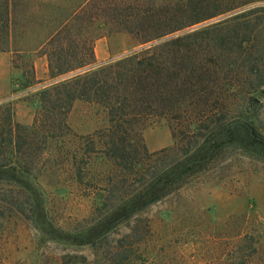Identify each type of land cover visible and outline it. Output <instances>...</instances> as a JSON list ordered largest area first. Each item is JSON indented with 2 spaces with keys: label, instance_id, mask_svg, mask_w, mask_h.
Masks as SVG:
<instances>
[{
  "label": "rangeland",
  "instance_id": "rangeland-1",
  "mask_svg": "<svg viewBox=\"0 0 264 264\" xmlns=\"http://www.w3.org/2000/svg\"><path fill=\"white\" fill-rule=\"evenodd\" d=\"M84 1L0 0V46L4 24L15 30L10 44L28 47ZM86 1L84 13L92 19L76 26L86 29L85 38H98L95 60L105 61L96 62L97 67L142 48L119 32L123 26L113 20L114 12L180 0ZM11 47L0 53V106L10 104L13 122L30 127L36 108L25 98L49 83L47 59L41 53L18 59ZM16 60L25 72L33 64L32 89L23 90L27 84L13 68ZM43 76L47 79L38 81ZM252 97L256 103L238 99L231 107L250 106L264 130V87ZM66 124L69 132L61 138H32L33 144L24 147L30 175L19 177L20 183L0 180V264H264V161L258 154L236 145L212 150L213 159L183 187L93 239L91 229L138 188L140 177L127 176L103 155L105 138L96 136L108 128L103 109L76 101ZM142 137L149 154L174 146L164 120ZM180 158L178 146L170 161ZM152 167L148 163L146 175Z\"/></svg>",
  "mask_w": 264,
  "mask_h": 264
},
{
  "label": "trees",
  "instance_id": "trees-1",
  "mask_svg": "<svg viewBox=\"0 0 264 264\" xmlns=\"http://www.w3.org/2000/svg\"><path fill=\"white\" fill-rule=\"evenodd\" d=\"M86 3L71 8L58 28H46L28 47L10 44L15 30L2 27L0 53L11 46L18 59L41 53L49 83L25 98L36 108L30 127L13 122L10 104L0 106V180L20 183L19 177L30 175L24 147L33 144L32 138L47 142L69 132L66 118L76 101L104 110L108 128L96 135L105 138L103 155L127 176L140 177L138 188L91 229L93 239L183 187L213 159L212 150L236 145L264 161L259 118L250 106L231 107L238 99L256 103L252 95L264 87V0H180L147 10L128 6L114 12L113 20H120L119 32L142 48L97 67L98 38H85L86 29L76 26L92 19L84 13ZM17 65L13 61L27 84L23 90L32 89L33 64L28 72ZM160 120L167 123L174 146L149 154L142 135ZM178 146L181 158L172 162Z\"/></svg>",
  "mask_w": 264,
  "mask_h": 264
},
{
  "label": "crops",
  "instance_id": "crops-1",
  "mask_svg": "<svg viewBox=\"0 0 264 264\" xmlns=\"http://www.w3.org/2000/svg\"><path fill=\"white\" fill-rule=\"evenodd\" d=\"M102 61H105V58H101V59H99L98 57H96V62L98 63V64H100ZM47 79V76H43V77H41V78H38V81H45Z\"/></svg>",
  "mask_w": 264,
  "mask_h": 264
}]
</instances>
